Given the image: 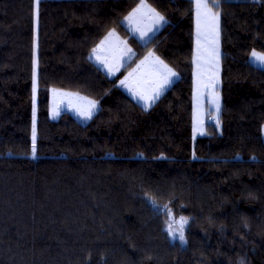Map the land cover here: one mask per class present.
I'll list each match as a JSON object with an SVG mask.
<instances>
[{"label":"trees","instance_id":"trees-1","mask_svg":"<svg viewBox=\"0 0 264 264\" xmlns=\"http://www.w3.org/2000/svg\"><path fill=\"white\" fill-rule=\"evenodd\" d=\"M139 0H0V264H264V0H221V111L192 138L194 4L147 0L167 23L141 41ZM115 28L135 55L109 76L89 53ZM148 50L178 72L149 107L118 79ZM37 61L36 154L32 78ZM50 86L99 100L87 122L48 112ZM169 206L187 216L169 235Z\"/></svg>","mask_w":264,"mask_h":264},{"label":"snow or ice","instance_id":"snow-or-ice-1","mask_svg":"<svg viewBox=\"0 0 264 264\" xmlns=\"http://www.w3.org/2000/svg\"><path fill=\"white\" fill-rule=\"evenodd\" d=\"M40 0H36V4L39 5ZM195 7V19H196V49L193 55V63L199 66L198 62L201 59V49H202V40L206 39L210 32L214 31L216 36V41L218 42L219 37V19L220 12L213 11L214 8H218L221 0H191ZM124 20L128 22L129 26L132 28L133 34H139V39L141 41H150L152 34L159 30L164 24L167 23L165 17L161 15L155 8L151 7L146 0H140L139 4L133 8L127 16L124 17ZM147 21V22H146ZM115 30L109 32L108 36H113ZM108 37H105L107 40ZM104 44V41H101V45ZM100 45L97 46L99 48ZM93 53H96L97 49L94 48ZM216 54L218 55V48L215 49ZM133 53L131 48H128L126 42H124V49L120 52L119 62L118 63H109L106 58H101L96 56L98 63L103 64L104 68L107 69V74L109 76L115 75V72L120 70V67L124 65V62L127 59H130ZM260 64L264 65V54L257 53L253 51L251 53ZM146 63H150L151 72L148 73V79L138 80L137 87L141 90L133 92V96L138 97L139 100L144 101L145 106H150L154 103L160 95L173 83L175 78H178V74L168 66L159 56H156L154 52L150 51L144 60H141L137 65L136 69H133V72H130L123 80H120V85L123 87H128L132 91L131 86L129 85V79L134 76V74ZM194 94H193V135L195 137L198 125L202 128L203 121L198 118V110L202 104L204 97V91L199 89L198 81L195 79L197 76L196 71L194 70ZM215 81H212L210 85H206L205 88H213ZM54 92L58 90L54 89ZM35 93H36V70H35V61L33 67V155H35V143H36V126H35ZM64 96H73L76 94L72 93H62ZM86 99V98H81ZM209 104H214L216 112L220 111L219 97L218 95L210 96L208 99ZM70 106L76 108L77 113L89 119L92 116L93 111L96 109L97 102L95 100H88L87 106L82 108L80 106L72 105L71 100H69ZM59 114V107L54 110L53 115ZM200 134H203L202 130ZM167 209V205L164 206ZM167 214L171 218V209H167ZM179 239L184 241V230L183 225L187 223L185 217H180L179 222ZM169 235H174L172 225H168Z\"/></svg>","mask_w":264,"mask_h":264},{"label":"rangeland","instance_id":"rangeland-1","mask_svg":"<svg viewBox=\"0 0 264 264\" xmlns=\"http://www.w3.org/2000/svg\"><path fill=\"white\" fill-rule=\"evenodd\" d=\"M139 2H140V0L137 2V4H139ZM146 2L149 5H151V7L155 8L147 0H146ZM137 4L133 8H135L137 6ZM130 11H128L123 16L122 21L131 30V32H133L132 28L129 26L128 22L124 20V17L127 16ZM157 11L161 15H163L162 12H160L159 10H157ZM213 11L219 12V10H217L216 8H214ZM35 15H37V4H35ZM113 30H115L114 35L109 37L108 36L109 32H111ZM135 35L139 38L138 33H136ZM105 37H108V39L105 40ZM101 41H104L103 45H101ZM124 42H126L127 47L131 48L133 53H134L132 46L127 42L125 37L122 36L115 28H111L106 34H104L101 37V39L92 48V50L94 48L97 49L96 53H93V51L91 50L89 53V56L107 72V69L104 68L103 64L97 62L96 56H100L101 58H106L109 63H118L120 52L124 49ZM98 45H100L99 48H97ZM217 48H218V55L216 54V51H215V49H217ZM195 49H196V19H195V7H194V51H195ZM150 51L154 52L153 50H148L140 59H138V61L133 66L128 68V70L118 79L119 85H120V80H123L126 76H128V74L130 72H133V69L137 68V65L140 63V61L144 60L145 56H147ZM253 51H256L257 53H261V54H264V51L257 49V48H253L250 52V55H249V58L253 63L264 67V65L260 64L254 57H252L251 53ZM155 55L159 56L156 53H155ZM220 56H221V37H220V19H219L218 42L216 41L215 32L214 31L210 32V34L207 36V38L202 40L201 59L198 62L199 66L194 64V67H193V73H194V70L197 73V76L195 77V79L198 81L199 89L201 91H204V97L202 100V104L200 105L199 110H198V118L203 121V125H202V128L198 125V130H197L195 137L193 135V130H192V138L193 139H195L198 135H202V134H200L201 130H202L203 134H205L207 132L209 121H212L215 124H219V114L221 111V93H220V89H219V86L221 83V60H220ZM161 59L166 64H168V66L170 68H172L178 74L177 70L174 67H172L163 58H161ZM128 60L129 59H127L125 62H127ZM35 70H36L35 126H36L37 101H38L37 61L36 60H35ZM150 72H151V65H150V63H146L134 74L133 77H131L129 79L128 83L131 86L132 91H130L128 87H123L121 85H120V87H122L126 92H128L134 98L133 92L141 90L137 87L136 82L138 80L142 81V80L148 79V73H150ZM117 73H118V71L115 72V75ZM212 81H215L214 87L206 89L205 86L210 85L212 83ZM54 89H56L58 91L54 92L53 91ZM32 91H33V78H32ZM48 91H49V93H48V112H49V116L52 119L58 118L60 113L63 110H68L82 122H87L89 120V119H86V118L80 116L77 113L76 108L74 106H70L69 100H71L72 105L80 106L82 108H85L87 106L88 100H95L97 102V105H96V109L93 111V113L99 107V100L98 99L93 98V97H91V96H89L83 92H80L78 90L63 88V87H58V86H50ZM62 93H72V94H76V95L69 97V96L62 95ZM193 94H194V76H193V90H192V103L194 106ZM213 95H218V97H219V104H220L219 113L216 112V108H215L214 104L208 103L209 97L213 96ZM81 98H86V99H81ZM134 99H136L142 105L145 106L144 101L139 100L138 97H135ZM57 106L59 107V114L54 116L53 112L57 108ZM147 107H149V106H147ZM31 113H32V130H33V92H32V98H31ZM262 136L264 139V123L262 124ZM31 140H32V146H31V150H30L29 154L33 155V137H32V134H31ZM35 146H36V143H35ZM35 154H36V150H35ZM167 209H171V213H172L171 218H169V216L167 214ZM167 209H165L164 206H161V211H164L165 215H166L167 228H168V225L171 224L173 231H174L173 236L179 237V228H180V224L178 223L179 219H180V217H185L187 219V216L182 214V213L178 214L176 211L173 210V208H171L169 206H167ZM186 226H187V223L183 225L184 232H185Z\"/></svg>","mask_w":264,"mask_h":264}]
</instances>
